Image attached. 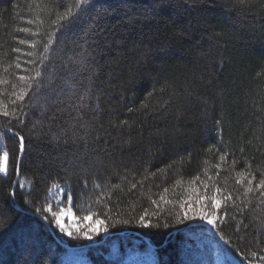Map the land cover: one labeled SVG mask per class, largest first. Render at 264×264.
<instances>
[{
	"label": "trees",
	"instance_id": "1",
	"mask_svg": "<svg viewBox=\"0 0 264 264\" xmlns=\"http://www.w3.org/2000/svg\"><path fill=\"white\" fill-rule=\"evenodd\" d=\"M4 152L0 264H214L202 214L262 264L264 0H0ZM55 186L94 235L59 232Z\"/></svg>",
	"mask_w": 264,
	"mask_h": 264
},
{
	"label": "rangeland",
	"instance_id": "2",
	"mask_svg": "<svg viewBox=\"0 0 264 264\" xmlns=\"http://www.w3.org/2000/svg\"><path fill=\"white\" fill-rule=\"evenodd\" d=\"M64 190L61 186H55L50 191V199L51 204L54 205V203L58 206H60V203L63 199ZM59 217L61 220V223L56 222V218ZM214 223H209L207 219L201 218L203 220V224L205 227L206 232L212 234L214 237L216 236L214 233V227H215V220L216 216H209ZM55 218V223L58 227V230L60 233L66 235V236H72L75 237L74 234L77 233V231H81L83 228H86L91 232L93 235L95 234V230L97 228V224L93 223L91 218L85 219V221H82L75 217L73 214V211L71 209L70 203L66 202L65 205L60 206L58 209L57 215ZM61 224H63V228L61 227ZM32 231L33 234L35 233V227L32 224ZM71 233V235H69ZM202 236V235H201ZM89 240H94V236L90 238L87 236ZM203 241L207 247L210 246L208 241V236L205 235L203 237ZM213 255H215L214 258V264H242V262L239 261L237 257H235L230 250L225 247L219 240L216 239V241H213ZM83 248L80 246L76 247H69L66 248V251L62 257L63 262L61 264H85V257L83 255ZM151 250L152 248L148 247L146 251L143 252H135L133 254H128L125 260L124 264H146L148 260H151ZM184 255V254H183ZM185 256V255H184ZM187 257L185 256V259ZM192 259L195 260V254L194 255H188V263L192 264ZM262 264H264V260L261 259ZM259 264V263H257Z\"/></svg>",
	"mask_w": 264,
	"mask_h": 264
},
{
	"label": "snow or ice",
	"instance_id": "3",
	"mask_svg": "<svg viewBox=\"0 0 264 264\" xmlns=\"http://www.w3.org/2000/svg\"><path fill=\"white\" fill-rule=\"evenodd\" d=\"M61 20H64L65 17L64 16H61L60 17ZM24 31H27V29H23ZM23 43V41H21ZM23 79V78H22ZM24 95L25 93L24 92H21L20 95L18 96V99L20 100H23L24 99ZM4 115H8L7 111L4 112ZM223 159V157H222ZM8 160V153L7 152H4L3 153V156L0 157V172H5L6 171V162ZM239 182V181H238ZM249 184H251V181H249ZM262 186H264V180H262L259 184L256 185V188H261ZM133 187H135V185H133ZM217 191L219 192V189H217ZM247 192H251L252 189L251 188H248L246 189ZM201 199H206V197H202ZM225 200H230L231 199V196H227L224 198ZM212 203L213 205L216 207V208H219L221 206V201L220 200H217L215 199V196L212 197ZM90 217H85V219H89ZM185 218H187V213H185ZM202 218L204 219H207L209 223H214V221L207 215H203L202 214ZM56 222L57 223H61V220L59 217L56 218ZM97 223H102V221H97ZM61 227L63 228V224H61ZM98 230V229H96ZM69 235H71V233H69Z\"/></svg>",
	"mask_w": 264,
	"mask_h": 264
},
{
	"label": "bare ground",
	"instance_id": "4",
	"mask_svg": "<svg viewBox=\"0 0 264 264\" xmlns=\"http://www.w3.org/2000/svg\"><path fill=\"white\" fill-rule=\"evenodd\" d=\"M9 133H10V134H13V133L10 132V131H9ZM20 143H22L21 140H20ZM22 146H23V145H21V147H20V148H21V151H22ZM19 155H20V154H19ZM16 172H17V173H16V175H15V179H14V181L16 180V176H17V174H18V180H19V170L16 169ZM36 216H37V217H38L43 223H45L46 226L48 227V229L52 232V234H54L53 231L51 230V228H50L48 222L46 221V219H44L42 216H40V215H38V214H36ZM41 218L44 219L45 222H44ZM190 224H192V225H194V224H200V225H203V226H204V224H203V220H201V219H200L199 221H197V222H193V221H192V222L188 223L187 225H188V226H191ZM179 230H180V229L175 230V232H176V231H179ZM134 234H136V235L139 236V237H142V236L140 235V233H136V232H134ZM144 239L148 242V240H147L145 237H144ZM56 240L60 243V240H59L58 238H56ZM61 244H62V243H61ZM63 246H64L65 248H69L67 245H64V244H63ZM231 253H232L235 257L238 258V256H237L235 253H233V252H231ZM146 264H149L148 261L146 262Z\"/></svg>",
	"mask_w": 264,
	"mask_h": 264
},
{
	"label": "water",
	"instance_id": "5",
	"mask_svg": "<svg viewBox=\"0 0 264 264\" xmlns=\"http://www.w3.org/2000/svg\"><path fill=\"white\" fill-rule=\"evenodd\" d=\"M13 133V132H12ZM15 181H18V174H17V176H16V180ZM13 188H14V186H13ZM42 219V218H41ZM44 222H45V220L44 219H42ZM190 225H192V224H190Z\"/></svg>",
	"mask_w": 264,
	"mask_h": 264
}]
</instances>
